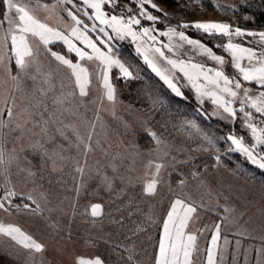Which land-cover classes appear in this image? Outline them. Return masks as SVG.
Listing matches in <instances>:
<instances>
[{
  "label": "rangeland",
  "instance_id": "1",
  "mask_svg": "<svg viewBox=\"0 0 264 264\" xmlns=\"http://www.w3.org/2000/svg\"><path fill=\"white\" fill-rule=\"evenodd\" d=\"M40 3L56 5L54 10L37 11L40 19L62 31L70 29L73 22L64 9L71 5L58 4L57 0H40ZM151 4L157 8L149 4L144 7L159 18L157 29L167 31L169 26L175 27L212 47L217 55L229 61L225 65L229 75L235 71L230 57L223 48L215 47L227 38L210 37L194 28L179 26L223 22L233 28L264 32V0H151ZM120 5L105 6L103 10L119 16L130 15L139 8L135 0H120ZM126 9L132 13L125 12ZM87 11L92 13L91 9ZM82 19L89 27L93 24L101 27L94 18ZM141 22L150 26L146 20ZM106 31L113 37L109 43L114 52L132 73L131 77H124L118 67L108 69L109 81L116 89L115 101L107 100L102 81L104 66L95 59L80 61L74 53L67 52L62 42L49 47L89 69L85 97L79 95L71 70L55 61L42 45L38 63L29 67L28 75L21 76L19 89L0 68V94L10 92L17 97L18 107L14 112L19 114L13 124L0 129L3 152L0 200L5 189L12 188L25 197L30 194L36 201L34 204L27 200L28 209L19 197L12 198V205L4 201L8 211L0 209V223L19 226L44 246L41 253L29 252L0 234V264H76L78 259L97 258L102 264H156L163 223L177 197L197 205V213L187 229L197 235L194 264H207L206 250L211 247L217 224L220 234L214 249L215 264H264V170L241 153L227 151L229 134L243 136L246 144L254 142L242 124V114L238 112L233 121L222 110L215 111L210 98L205 97L201 104L184 79L177 81L182 92V96H177L144 61V55L154 59L151 51H145L151 41L146 37L134 41L131 36L120 39L111 29ZM89 35L94 40L96 36L107 40L103 33ZM245 40L253 41L246 46L256 47L259 37L237 38L235 42ZM158 41L167 44L168 37L158 36ZM75 42L78 47H84ZM96 42L102 51H107ZM176 42L174 38L173 43ZM38 43L34 42V48ZM160 43L155 46L159 47ZM138 46L143 54L137 53ZM189 47L184 45L180 51L188 52ZM164 51L171 56L167 49ZM189 55L195 62L215 66L214 61L203 55L189 53L183 58L187 60ZM157 63L162 71L170 68L163 61ZM37 67L42 73L50 74L53 86L46 97L49 111L54 114L47 125L48 135L34 127L23 113L25 108L37 111L31 107L35 103L31 99L33 89L43 86ZM18 71L13 64V74ZM32 75H37L35 81L30 78ZM247 86L255 96L256 85ZM162 91L163 94L159 93ZM169 92L174 101L165 96ZM57 96L65 97L62 105L52 104ZM158 99L164 101L163 106L155 102ZM178 101L186 107L189 105L190 114H183L186 111L177 107ZM234 107L239 108V97ZM16 122L24 127L13 131ZM151 132L161 143L153 139ZM205 136L212 139V144ZM89 143L90 148H86ZM157 163L163 165L157 177V189L154 195H148L144 187L153 178ZM37 204L39 209L33 211ZM96 204L100 210L93 216L91 210ZM15 205H20L19 210Z\"/></svg>",
  "mask_w": 264,
  "mask_h": 264
},
{
  "label": "snow or ice",
  "instance_id": "2",
  "mask_svg": "<svg viewBox=\"0 0 264 264\" xmlns=\"http://www.w3.org/2000/svg\"><path fill=\"white\" fill-rule=\"evenodd\" d=\"M58 4L71 5V8H65L64 11L70 21L73 22L70 29L60 30L54 28L40 19L36 15L37 11L43 9L45 11L55 9L56 5L40 3V0H0V33H3L2 40L3 51L0 52V68H3L5 74L17 84L21 76L28 75V69L31 65L38 63L39 47L43 46L46 52H49L55 61L59 62L71 70L72 76L75 78V85L79 89V95L85 97L88 95L87 85L89 83V69L79 63H73L71 59L65 57L57 51L52 50L49 46L56 42H62L67 48L68 53H74L80 61L97 60L103 65L102 81L103 87L106 90L108 101H115L116 89L109 81L108 69L113 66L119 68L124 77H131L132 73L129 67H126L121 62L118 55L114 52L113 46L109 43L113 37L106 31L111 29L116 37L123 39L126 36H131L133 40L138 38H147L151 41V45L145 51H151L154 54V59H150L148 55H144V61L148 64L151 70L172 90L177 96H182L180 87L177 86L179 79H184L191 85L197 99L203 103V99L208 97L215 106V111L222 110L227 114V118L235 120L237 113L242 114V124L246 127L254 141L251 144L245 143L243 136L229 134L226 137L230 141L228 152H239L246 157L248 161L257 165L261 170H264V32H253L233 28L229 23L223 22H196L194 24H182L179 28H194L202 31L207 36H221L226 39L225 43H217L215 47L223 48L224 52L230 57L232 68L235 70L229 75L225 72V65L229 63L223 55H217L212 47L206 46L202 41L194 39L186 35L182 30L169 26L167 31H161L155 27L159 23V18L152 15L144 5L149 4L151 8L156 9L155 4H151V0H135L139 5L136 12L132 13L131 9H126L125 12L132 13L130 15H115L111 12L103 10L105 6L112 8L120 7V0H57ZM83 6V7H82ZM87 9H91L90 14ZM82 17L95 19L101 27L93 24L89 27ZM142 19L150 22V26H143ZM245 19H248L246 16ZM5 24L7 25L5 27ZM83 25V28L80 26ZM138 29V30H137ZM103 33L107 40L96 36L95 40L89 33ZM158 36L168 37V43L163 44L158 41ZM259 37L256 42V47L246 46L252 44L253 41L245 40L244 43L235 42L237 38L243 39L246 37ZM176 38L177 42L173 43ZM38 41L34 48V42ZM78 41L84 47H78ZM103 45L107 51H102L98 47L97 42ZM160 43V46H155ZM10 45V46H9ZM184 45L190 46L188 52H182L180 49ZM90 50L89 51H86ZM164 49L171 53V56L166 55ZM138 54L141 53V48L136 49ZM189 53L195 55L206 56L211 61L215 62L214 67H208L205 62H195L194 57L189 55L186 60L183 57ZM158 61H163L170 66L167 72L162 71L158 66ZM246 62V63H245ZM13 64L19 69L16 74H13ZM37 75L42 77L41 84L43 86L34 88L31 99L35 101L31 105L37 111L32 112L29 108L23 109V113L27 115L28 121L32 122L34 127H39L44 135H48L47 125L53 119V113L49 111V105L46 102V97L49 91L53 90L50 74H45L36 69ZM179 73L177 76L176 74ZM37 75H32L30 78L35 81ZM256 85L257 94L252 95L253 89L247 85ZM36 93H39L37 97ZM71 95V93L69 94ZM239 97V108L234 107V104ZM65 102V97L57 96L53 98V105H62ZM164 104L163 100L155 101ZM18 107L17 97L10 92L0 94V129L9 127L13 124L18 113L14 110ZM248 109L254 110L250 111ZM5 113L7 118L5 119ZM47 114V118H45ZM39 119H33L35 116ZM191 123V122H189ZM195 127V125H192ZM19 122H16L11 130L23 128ZM68 127V126H66ZM94 127V126H93ZM57 131L62 130L58 129ZM150 135L156 142L161 143L160 139L154 132ZM77 139L83 142L82 138L77 135ZM209 144H212V139L205 136ZM91 141V135L88 137ZM90 148V143L85 145ZM217 163L220 162V156H216ZM0 163H3V152L0 151ZM152 166V162H149ZM155 172L153 178L145 185L144 192L148 195H154L157 189V177L160 173L162 164H155ZM82 171V169H77ZM32 173H29L31 175ZM195 176L196 174L193 173ZM10 183V181H9ZM180 185H184V181H180ZM19 197L23 203V207L28 209L30 205L27 200L32 203L36 201L27 195L17 193L12 188H6L3 199L0 200V209L8 211L4 201L12 205V198ZM19 210L20 205H15ZM39 204L36 209H39ZM100 210V205L92 206V215L96 216ZM225 211H229L225 209ZM197 213V205L195 202L186 201L177 197L171 204L170 210L167 213V218L163 223V235L159 240L158 256L156 264H194L193 255L197 251V235L188 232L189 222L192 221ZM0 234L9 237L17 245L23 247L29 252L41 253L44 251V246L37 242L31 235L24 232L19 226L4 225L0 223ZM220 234V225H216L215 234L211 239V247L207 251V264H215V247ZM76 264H102L99 258L94 260L78 259Z\"/></svg>",
  "mask_w": 264,
  "mask_h": 264
},
{
  "label": "trees",
  "instance_id": "3",
  "mask_svg": "<svg viewBox=\"0 0 264 264\" xmlns=\"http://www.w3.org/2000/svg\"><path fill=\"white\" fill-rule=\"evenodd\" d=\"M260 15V14H259ZM261 19V18H260ZM152 79V78H151ZM159 93H161V94H163V91L162 92H159ZM167 98H170L172 101H174V96L173 95H171L170 94V92L169 93H167L166 95H165ZM177 104H178V108H183L184 109V111H186V113H183L184 115H186V114H190V109L188 108V106L186 107V104H184L183 102H181V101H178L177 102ZM170 105L171 106H173L171 103H170ZM187 117V116H186ZM188 118V117H187Z\"/></svg>",
  "mask_w": 264,
  "mask_h": 264
}]
</instances>
